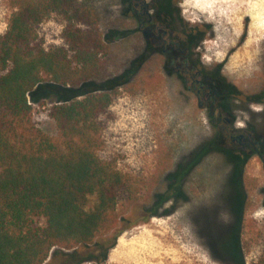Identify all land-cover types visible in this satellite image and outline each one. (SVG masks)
Wrapping results in <instances>:
<instances>
[{
	"label": "rangeland",
	"instance_id": "374dc122",
	"mask_svg": "<svg viewBox=\"0 0 264 264\" xmlns=\"http://www.w3.org/2000/svg\"><path fill=\"white\" fill-rule=\"evenodd\" d=\"M77 2L88 10H82L78 25L101 36L108 49L106 62L100 74L84 84L59 87L45 80L38 85L27 96L33 107L32 118L43 132L54 135L55 126L49 117L53 105L70 97L68 93L86 95L109 87L113 98L101 116L104 147L100 156L143 182L137 203L124 200L117 206L124 217L136 219V207L151 206L150 191L163 192L168 175L187 163L213 133L196 102H184L185 92L171 75L143 74L149 64L141 63V31L137 22L125 14L124 0ZM257 2L263 6L260 13L243 10L245 1L230 9L229 3L219 1L182 0L179 8L189 25H212L214 36L203 44L211 63L223 61L235 50L226 72L246 76L257 67L264 43V0ZM16 5L17 0H0V35L6 31ZM253 16H257L255 21ZM253 24L256 28H251ZM66 26V20L53 13L37 26L38 40L47 50H68L63 39ZM244 35V43L236 48ZM205 62L208 64L210 59ZM226 162L217 153L205 155L184 178L183 194L187 200L169 201L147 222L138 220L118 237L102 264H219L213 255L237 257L238 226L233 218L239 209L236 195L241 188L230 181ZM247 171L260 184L257 160L249 162ZM248 188L250 198L244 204L240 227V254L243 264H255L264 250V201L249 183ZM53 254L46 264H58L56 257L52 259Z\"/></svg>",
	"mask_w": 264,
	"mask_h": 264
},
{
	"label": "trees",
	"instance_id": "16d2710c",
	"mask_svg": "<svg viewBox=\"0 0 264 264\" xmlns=\"http://www.w3.org/2000/svg\"><path fill=\"white\" fill-rule=\"evenodd\" d=\"M124 3L130 15L128 0ZM16 6L0 35V264H46L52 252L58 264H102L125 230L147 222L169 201L185 199V175L206 155L207 144L168 175L163 192L150 191L149 208L136 207V219L124 217L117 206L137 203L143 182L100 156L110 88L68 93L53 105L54 135L35 124L27 97L45 80L73 87L96 78L108 56L103 39L78 25L83 9L77 0H17ZM53 13L67 22L68 50H47L38 40L37 26ZM150 71L148 66L143 74ZM240 193L233 218L239 244L245 204ZM262 253L255 264H264Z\"/></svg>",
	"mask_w": 264,
	"mask_h": 264
},
{
	"label": "flooded vegetation",
	"instance_id": "af4514ba",
	"mask_svg": "<svg viewBox=\"0 0 264 264\" xmlns=\"http://www.w3.org/2000/svg\"><path fill=\"white\" fill-rule=\"evenodd\" d=\"M181 1L128 0L130 16L141 31V63L148 62L150 73L171 75L185 92L184 102H196L213 133L206 142L205 154L226 158L230 181H241L239 198L249 201V183L264 201V43L252 74L227 73V62L235 50L223 61L211 63L203 44L214 36L212 25L184 22ZM245 39L246 35L241 36L236 48ZM252 160L260 164V184L247 171ZM238 249L237 257L213 255V259L219 264H241L240 244Z\"/></svg>",
	"mask_w": 264,
	"mask_h": 264
},
{
	"label": "bare ground",
	"instance_id": "6f19581e",
	"mask_svg": "<svg viewBox=\"0 0 264 264\" xmlns=\"http://www.w3.org/2000/svg\"><path fill=\"white\" fill-rule=\"evenodd\" d=\"M212 1H219V2H223V3H229V5H230V9H232L233 8V6L235 7V5L236 4H243L242 2L243 1H245L246 2V4L243 6L244 8H243V10H246V11H248V12H250V13H252V12H255V11H258L259 13L261 12V8H263V6H261V4H259V2H257V0H212ZM259 1V0H258ZM192 2V1H191ZM208 2V1H207ZM191 5V4H190ZM209 5H211V4H209ZM219 5V4H218ZM204 6V5H203ZM240 6V5H239ZM205 8H207L206 6H205ZM215 8V7H214ZM200 9V8H199ZM207 10V9H206ZM210 10H212V9H210ZM239 10V9H238ZM240 11V10H239ZM232 12V11H231ZM229 18V17H228ZM257 19V16H253V20L255 21ZM258 25H260L259 23H258ZM251 28H256V27H254V24L251 26ZM254 31H255V29H254ZM253 31V32H254ZM257 31V30H256ZM260 31H261V29H260Z\"/></svg>",
	"mask_w": 264,
	"mask_h": 264
}]
</instances>
